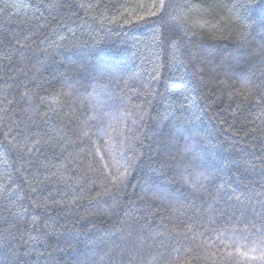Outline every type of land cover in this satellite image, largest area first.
Segmentation results:
<instances>
[{"label": "trees", "instance_id": "trees-1", "mask_svg": "<svg viewBox=\"0 0 264 264\" xmlns=\"http://www.w3.org/2000/svg\"><path fill=\"white\" fill-rule=\"evenodd\" d=\"M154 4L0 0V264H264V0Z\"/></svg>", "mask_w": 264, "mask_h": 264}, {"label": "snow or ice", "instance_id": "snow-or-ice-1", "mask_svg": "<svg viewBox=\"0 0 264 264\" xmlns=\"http://www.w3.org/2000/svg\"><path fill=\"white\" fill-rule=\"evenodd\" d=\"M164 7H165L164 0H159V4L158 5H156V4L153 5V8H156L157 11L151 12L149 14L150 15H156L157 12L160 9H163ZM245 87H247V85H245ZM201 175H203V173H201ZM205 178H207V177L205 176ZM181 179H182L183 182L188 183V180H189L188 176H185V175L181 174ZM117 180H119V177H117ZM198 180H199V178H197V180L196 181H193V183L191 184V186L194 189L196 188V185L198 183ZM237 251H239V249H237ZM241 254L242 255H245V256L247 255V253H241ZM260 259H264V249H262Z\"/></svg>", "mask_w": 264, "mask_h": 264}]
</instances>
